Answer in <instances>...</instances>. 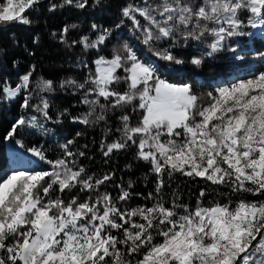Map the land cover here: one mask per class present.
Masks as SVG:
<instances>
[{"label": "snow or ice", "instance_id": "snow-or-ice-1", "mask_svg": "<svg viewBox=\"0 0 264 264\" xmlns=\"http://www.w3.org/2000/svg\"><path fill=\"white\" fill-rule=\"evenodd\" d=\"M88 2L63 0V5L84 9ZM38 3L3 0L0 22L30 24L24 14ZM57 7L53 3L49 10ZM121 16L116 28L126 18L130 31L139 33L137 38L150 46L154 55L180 65L184 61L171 50L180 46V41L187 45L210 36L205 55H212L226 47L229 38L247 34L243 31L245 17L253 29L264 25V0H142L124 6ZM91 27L95 39L81 36L70 46L88 50L105 45L113 30L96 24ZM68 30L65 26L59 33L62 43H67ZM162 40L172 43L168 48H154ZM230 50L235 52V48ZM190 62L200 66L202 58L193 57ZM93 64L94 73L90 70L83 82L72 78L60 82L61 88L82 90L81 102L89 106L87 113L72 120L87 125L91 117L93 123L106 122L108 111L124 106H133V112L140 110L135 126L130 114L121 115L117 138L111 143L102 140L100 146L105 157L129 144L138 149L137 159L149 161L157 177L156 194L147 197L155 202L151 207L121 210L119 203L127 201L131 193L117 185L120 194L115 202L110 193H100L99 188L112 174L88 175L77 164L85 152L72 151L73 140L60 145L62 155L55 160L47 159L42 149L28 148L50 168H14L0 177V264H109V260L111 264H133L125 256H139L134 264H264V200L240 199L234 208L219 202L204 207L200 198L206 192L201 189L192 209L180 203L179 197L166 207L161 195L165 173L171 178L177 172L213 185H227L233 193L264 195V72L218 87L215 94H207L206 105H199L200 97L191 85L160 78L156 67L142 62L128 44L113 48L110 58L100 56ZM118 70L123 75H118ZM32 75L29 70L15 86L0 83L5 100L23 91L20 107L39 114H21L11 124L6 140L15 139L25 127L49 131L43 123L52 120L48 101L41 97L39 104L31 103ZM114 84L125 87L118 90ZM38 86L41 91L54 90L51 80L41 79ZM64 113H59L55 122L59 123ZM15 143L24 147L22 140ZM77 188L89 193L82 202L78 195L67 201L59 194L52 197L57 189L62 194ZM113 230L122 236L114 235Z\"/></svg>", "mask_w": 264, "mask_h": 264}, {"label": "trees", "instance_id": "trees-1", "mask_svg": "<svg viewBox=\"0 0 264 264\" xmlns=\"http://www.w3.org/2000/svg\"><path fill=\"white\" fill-rule=\"evenodd\" d=\"M2 2L3 0H0V3ZM141 2L142 0H99L97 3V0H89L84 9H78L63 5V0H39L38 4L24 14L30 19V24L0 22V83L7 81L10 85L15 86L19 82L20 76L32 70L33 96L31 103L39 104L40 98L43 97L50 105L49 115L52 117L50 121H43L48 132L43 131L36 135L21 128L15 139L8 141L28 154H31L27 151L28 148L42 149L47 159L55 160L62 155L60 145L67 140H73L71 150L85 152V156L78 158L77 164L83 166L88 175L95 174L99 178L104 174H112L111 180L99 188L100 193H110L114 202L120 194V188L117 185H122L131 193L127 201L119 203L118 206L121 210L141 205L151 207L155 201L147 199V197L149 193H153L155 196L157 177L151 172L149 161L137 159L138 149L135 146L129 144L126 149L114 151L110 156L105 157L100 145L102 140L111 143L117 138L118 134L115 130L121 126L119 121L121 115L130 114L131 124L135 126L142 112L140 110L133 112V106H124L108 111L106 122L93 123L94 117L90 118V123L87 125L78 121L74 122L72 117L87 113L89 106L81 102L84 97L82 90L61 88L60 82L69 78L83 82L89 71L92 72L95 59L100 56L110 58L113 48L128 44L140 60L149 62L155 60L160 76L176 84L191 85L193 92L200 97L198 104L206 105L208 103L207 94L215 93L217 79L224 81L235 72L249 69L262 71L264 66V31L261 36H251L252 33H250V36L248 34L238 36V40L229 38L230 41L229 44L226 43V47L207 59L201 56L202 52L194 46V42L189 41L187 45L180 44V46L171 49L174 55L184 61L183 64L176 65L161 60L154 55L150 46L140 42L137 38L139 33L130 31L131 23L126 18L125 23L120 28H116L122 19L121 9L128 4ZM53 3L58 7L50 11V5ZM140 19L142 20V18ZM93 24L113 30L105 45L99 49L88 50H84L79 45L70 46L73 40L78 41L81 36L95 39L96 31L91 27ZM65 26H68L69 29L65 36L67 43H62L59 33ZM53 33H57V35L54 37ZM248 40H250L249 44ZM163 43L156 42L154 48H168V43L167 47ZM238 44L242 45L239 52L229 50L230 46L237 45L238 47ZM237 56L242 59H237ZM193 57L202 58L200 66L190 62ZM82 62L86 63L88 67H84ZM117 74L123 75V72L118 70ZM41 79L51 80L54 90L51 92L41 91L38 86ZM112 87L123 90L125 85L114 84ZM23 95L22 91L16 98L8 100L0 95V177L8 170V157L5 153V143L7 142L4 137L11 128V124L21 114H26L28 117L31 115L39 117V114L34 110L20 107ZM104 102L101 98V103ZM136 103L138 104V100ZM65 109H67V113H64ZM59 113L64 114L60 117V122L57 123L55 121ZM77 133L80 135L77 136ZM15 140H22L24 147L17 145ZM34 159L40 158L34 156ZM164 181L161 195L166 207H170L173 199L179 197L180 203L187 204L194 209L201 189L206 192V195L200 198L204 207H210L216 202L230 204V207H233L230 201L259 199L257 198L258 194L233 193L227 185H213L203 178L188 177L179 172L174 173L171 178L165 173ZM129 183L132 185L131 188H128ZM58 194L62 195L65 201L71 196L78 195L82 202L89 196L88 192H81L79 188L71 192L65 191L62 194L57 189L52 193V197L55 198ZM135 219L139 220V217ZM113 234L122 236V233H118L116 230H113ZM159 239L157 238V240ZM118 247L123 250V246L118 245ZM138 258L140 257L125 256V259L135 260ZM109 264H111L110 260Z\"/></svg>", "mask_w": 264, "mask_h": 264}, {"label": "rangeland", "instance_id": "rangeland-1", "mask_svg": "<svg viewBox=\"0 0 264 264\" xmlns=\"http://www.w3.org/2000/svg\"><path fill=\"white\" fill-rule=\"evenodd\" d=\"M141 21L143 23V20H141ZM243 31L245 33H247L248 36H250V33H252L251 36H253V35H260L261 36L262 33H263V31H264V25H261L259 28L253 29V28H251L250 26L247 25V20H246L245 21V26L243 28ZM237 37H233V38H235V39L238 40ZM211 39H212V37L205 36V38L203 39V41H200V42L192 41V42H194V46L197 47V48H199L201 50V52H202V55L201 56L204 57L205 59H207V58H209V57H211V56L214 55V54H212V55H205V53L207 51H209L207 45L209 43H211ZM229 41L230 40L228 39L226 43L229 44ZM161 42H164L163 44L166 47L172 43L171 41H163V40ZM167 43H168V45H167ZM247 43L249 44L250 43V40H248ZM180 44L183 45V46L185 45L183 41H180ZM241 47H242V45L239 46V44H238V47H237V45L230 46L229 47V50H230V48H235V52L237 53V52H239L238 50ZM141 61L142 62H145V63H151L153 66L156 67V69L158 67V64H157V62L155 60L154 61H151V62L144 61V60H141ZM262 69H263L262 71H256V70H252V69H249V70H246V71H238V72H235V73L231 74L224 81H220V79H217L215 81L216 89L218 87L231 84L236 79H240V78L247 79V78L253 77L255 75H258L259 73L264 72V66L262 67ZM94 71H95V65H93V67H92V72L94 73ZM157 75H159L158 70H157ZM160 78L165 79L166 81H168L165 77L160 76ZM168 82L169 83H173V82H170V81H168ZM173 84H176V83H173ZM177 85H179V84H177ZM31 116H33V115H31ZM25 130H27V131H29L31 133H34L36 135L37 134H41L43 132L42 130L27 128V127H25ZM164 139H167V137H164ZM7 143H9L10 146L12 147L10 149L11 155L8 156V162L9 163L11 162V165H10V168L12 167L11 169H14L16 167L15 169H20V170H24V169L48 170L50 168V166L46 162H44V161H42L40 159H37V160L34 159V157H32L31 154H28L27 152L21 151V149L19 147H17L16 145L11 144V142H9V141ZM9 170L10 169L6 170V173L3 174L2 177L5 176L6 174H8ZM257 198H259L258 200H264V195H259L258 194V197ZM236 201H230V203L232 204L233 208L235 207ZM132 260H133V264H134V259H132Z\"/></svg>", "mask_w": 264, "mask_h": 264}, {"label": "bare ground", "instance_id": "bare-ground-1", "mask_svg": "<svg viewBox=\"0 0 264 264\" xmlns=\"http://www.w3.org/2000/svg\"><path fill=\"white\" fill-rule=\"evenodd\" d=\"M11 148H12V147H11L9 144L6 145V152H7V155H8V156L11 155V153H10V149H11Z\"/></svg>", "mask_w": 264, "mask_h": 264}, {"label": "water", "instance_id": "water-1", "mask_svg": "<svg viewBox=\"0 0 264 264\" xmlns=\"http://www.w3.org/2000/svg\"><path fill=\"white\" fill-rule=\"evenodd\" d=\"M32 156H34V155H32Z\"/></svg>", "mask_w": 264, "mask_h": 264}]
</instances>
